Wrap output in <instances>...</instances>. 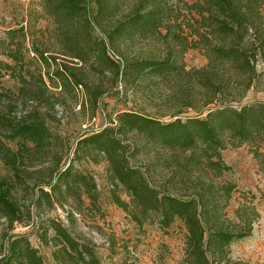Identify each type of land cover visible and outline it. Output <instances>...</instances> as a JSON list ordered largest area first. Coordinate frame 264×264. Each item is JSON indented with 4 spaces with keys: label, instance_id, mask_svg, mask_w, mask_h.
Here are the masks:
<instances>
[{
    "label": "trees",
    "instance_id": "16d2710c",
    "mask_svg": "<svg viewBox=\"0 0 264 264\" xmlns=\"http://www.w3.org/2000/svg\"><path fill=\"white\" fill-rule=\"evenodd\" d=\"M40 1L46 26L34 31L29 20L8 30L11 45L22 35L9 51L21 84L14 94L18 102L27 105L34 98L50 110L59 104L79 106L85 116L81 124L96 117L106 98L124 102L108 125L79 137L78 149L105 155L112 178L131 197V203L118 195L116 201L137 221L157 214L164 227L183 223L185 257L180 264L222 263L232 243L252 233L260 215L254 205H241L236 220L229 221L225 209L235 185L218 178L232 169L222 156L229 145H251L260 159L264 102L241 101L264 75L259 69L264 63V0L188 4L187 34L168 0ZM29 39L34 65L27 59ZM150 41L162 49L146 53L139 48ZM191 48L203 51L206 64L188 67L185 54ZM81 92L84 99L77 101ZM189 110L196 114L183 117ZM168 115L170 120L162 119ZM0 123H9L11 137L18 141L17 148L0 141V157L8 167L0 176V220L6 224L0 264H45L30 237L14 230L32 222L41 201L79 193L80 179L68 166L28 181L33 172L26 156L45 151L52 141L46 118L37 110L21 118L0 113ZM132 155L146 156L150 168L133 165ZM158 173L164 185L154 181ZM94 189L96 184L89 187V196L95 199ZM41 236L58 246L56 264H103L90 244L78 241L55 218Z\"/></svg>",
    "mask_w": 264,
    "mask_h": 264
},
{
    "label": "rangeland",
    "instance_id": "374dc122",
    "mask_svg": "<svg viewBox=\"0 0 264 264\" xmlns=\"http://www.w3.org/2000/svg\"><path fill=\"white\" fill-rule=\"evenodd\" d=\"M168 1L173 7V18L179 16L180 21L186 25L185 34H187L186 23L191 17L187 5L199 0ZM29 20L34 31H36L35 26L47 25L48 20L40 0H0V61H3V65L0 64V92L3 93L0 98V113L21 118L28 112L37 110L46 118L52 133V141L45 151L26 156V166L33 172V176L28 179L29 182L34 183L40 177H47L51 169L63 170L71 166L80 179L79 185L82 189L79 193L67 194L64 199L59 200L54 197L53 203L43 200L40 204H36L32 222L18 224L14 231L30 237L32 244L43 256L45 264H56L54 251L58 246L46 243L41 236L43 227L52 218L61 221L78 241L90 244L103 264H180L185 257L186 228L183 223L176 220L170 227H164L157 214L149 215L142 222L137 221L131 212L124 210L116 201V195L128 203H131V197L126 189L112 178L105 155L96 157L78 149L79 137L85 132H93L108 125L112 118L117 117V111L125 108L124 102L115 98H106L105 105L98 111L96 117L93 120H85V124H81L85 116L79 113L80 107L74 108L73 104L69 106L59 104L55 109L50 110L44 101L34 98L30 99L27 105L18 102L14 94L21 84L18 79L19 74L13 69L15 62L10 57L9 51L11 47L15 49L22 35L16 36L14 44L11 45L8 30L17 28L22 23L27 25ZM30 47L31 39L27 40L26 53L29 63L34 65L33 53L29 52ZM139 48L148 53L159 51L162 45L157 41L141 42ZM112 54L119 59L118 55ZM185 62L188 67H200L206 64L207 58L200 49L191 48L185 54ZM259 69L264 71V63H259ZM77 99V101L84 99L82 92ZM259 101L264 102V75L241 103ZM129 105H133V102H129ZM194 114L195 111L189 110L183 114V117ZM162 119L171 118L168 115ZM10 129L9 123H0V141L17 148L18 141L11 137ZM128 139L131 140V136ZM252 148L248 144L229 145L222 151L225 163L232 169L220 176L218 181L221 184L235 185L225 209L227 219L236 220V210L241 205H254L260 215L253 223L252 233L233 242L229 256L218 264H264V199L262 198L264 143L260 148L262 162L255 156ZM60 157L61 160L58 162ZM131 163L146 170L152 164L144 155H132ZM7 172L8 167L0 157V176ZM153 176L154 181L164 185L160 173ZM92 184H96V189L93 190L95 199L89 196V187ZM162 188L169 189L167 186ZM173 190L175 189L172 188ZM186 191L188 190H185V194ZM4 228L6 224L3 219L0 220V235ZM50 235H53V230L50 231Z\"/></svg>",
    "mask_w": 264,
    "mask_h": 264
}]
</instances>
